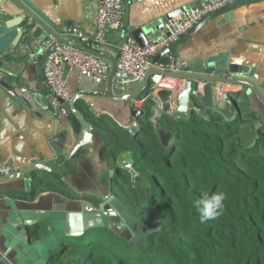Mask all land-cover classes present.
<instances>
[{
	"label": "crops",
	"instance_id": "0c3cea01",
	"mask_svg": "<svg viewBox=\"0 0 264 264\" xmlns=\"http://www.w3.org/2000/svg\"><path fill=\"white\" fill-rule=\"evenodd\" d=\"M18 1L60 36L65 35L71 27L78 29L89 40L91 48L97 19L96 5L91 0ZM201 1L203 0H125L122 27L106 30L105 48H100L99 52L115 57L117 45L125 31L146 25L176 9L197 5ZM13 12L18 13L10 1L0 10V46L2 51L7 49L6 52L17 35V26L11 24L15 19ZM263 16L264 2H255L214 17L188 39H184L185 34L177 41L178 60L184 64L198 58L215 65L238 66L248 74L251 82L264 86ZM23 40L20 39V42L23 43ZM39 60L36 55L29 62L31 69L29 68L28 76L31 79L38 76L34 64ZM153 67L155 68L149 60L148 70ZM167 81L160 82L167 84ZM179 83L181 82L178 80L174 82ZM66 85L70 96L79 97L76 101L78 110L94 124L95 147L83 148L72 161L73 169L64 177L39 172L43 179L35 180L29 185L20 179L0 186V264H15L23 259L25 243L19 229L26 216L31 215L30 212L37 214L39 226L34 228L36 231L29 229V233L34 234L38 229L41 236L47 237L40 243L38 251L45 256L46 250L54 245L51 255L53 262L62 264V256L71 249L57 242L58 235L63 232L66 215L76 214L81 210L92 211L101 205V199L109 195L116 197L109 178V171L116 166V160L112 159L107 150L110 136L122 134L127 137L130 130L136 131V135L140 132L142 123L148 120H135L131 116L133 108H142L145 114L148 113V108L134 105L133 101L125 104L107 100L109 81L95 84L73 70L67 73ZM140 86L141 83H129L123 93H120L113 82V93L116 96L122 95L135 91ZM227 88L230 91L228 95L237 97L241 94L240 86L227 85ZM30 89L32 94L23 99L17 86L4 85L0 88V166H11L13 172L36 164L61 167L65 163L66 153L74 145L79 133V129L77 131L72 124L71 116L50 115L49 110L53 109L47 102L48 91L45 85L38 87L32 84ZM248 107V102L241 104L242 119L234 124L236 135L246 148L252 147L264 136V124L256 122ZM151 112L149 121L154 131L158 137L167 138L171 143L172 135L159 122L162 116L167 115H163L156 105H153ZM168 117L178 119L174 116ZM249 118L251 119L247 120ZM180 119L189 120L188 117ZM117 170L115 168L116 172ZM39 182V193L33 200L28 199L33 184ZM56 183L57 186L54 187L53 184ZM49 186L56 189H47ZM37 241L40 238H35L33 243Z\"/></svg>",
	"mask_w": 264,
	"mask_h": 264
},
{
	"label": "trees",
	"instance_id": "16d2710c",
	"mask_svg": "<svg viewBox=\"0 0 264 264\" xmlns=\"http://www.w3.org/2000/svg\"><path fill=\"white\" fill-rule=\"evenodd\" d=\"M146 106L148 120L140 132L110 136L107 150L113 160L123 151L132 153L134 182L128 170L118 167L114 195L132 215L155 222V228L134 245L99 229L108 237L99 242L108 244L90 241L82 259L77 247H70L76 258L64 264H264V136L243 148L234 124L162 116L161 126L173 137L164 148L149 121L153 103ZM70 119L78 131V122ZM40 185L33 184L28 199L35 198ZM220 192L226 197L222 211L201 223L197 201Z\"/></svg>",
	"mask_w": 264,
	"mask_h": 264
},
{
	"label": "water",
	"instance_id": "95a60500",
	"mask_svg": "<svg viewBox=\"0 0 264 264\" xmlns=\"http://www.w3.org/2000/svg\"><path fill=\"white\" fill-rule=\"evenodd\" d=\"M10 1L18 13L13 12L15 17L13 26H17L16 39L8 47L6 51H2L0 46V88L4 85L17 86L22 92L23 99H27L32 94L30 86L35 84L40 87L45 85L48 96H54L51 88L47 84L44 75L45 63L48 56L51 54L54 44H48V38L52 37L57 43L69 45L80 49L86 53L92 54L99 58L107 60L111 64L109 74V86L107 100L112 102L129 103L145 98L146 102L142 106L146 108V103L152 102L153 105L159 106L163 115L174 116L180 119L181 117H200L206 121L210 118H216L221 126L228 127L231 124H237L239 119H242L241 104L248 102L249 112L255 117L256 122L264 124V86H257L248 79V74L243 72L240 67L233 65H215L212 62H203L201 59L195 58L183 65L177 66L176 61L179 59L177 54V42L172 43L168 47L159 51L150 60L153 66L148 70L146 76L141 83V86L131 92L122 95H114L113 93V77L116 69V64L120 55L121 48L127 43L128 38L134 39L137 44L143 47L141 38L156 39L164 32L165 26L175 18L181 9L168 13L167 15L155 19L133 28L131 31H125L121 37L120 43L117 45V54L115 57L94 51L89 48V42H81L78 37L72 35H62L56 33L48 25L36 17L29 9L24 7L18 0H0V10L6 2ZM255 2H264V0H242L230 4L218 11L208 14L203 17L197 24L190 29L184 39H188L199 28L213 19L214 17L236 9L243 5ZM124 9L126 8L125 0H123ZM24 39L23 43L20 39ZM102 49L105 48L103 45ZM38 56L40 60L34 64L37 71V78L31 79L29 74V62ZM11 57V58H8ZM23 57V58H22ZM21 58V59H18ZM174 65L175 70L170 69V65ZM31 69V68H30ZM154 75L160 76L164 80H169L171 83L177 80L181 83L174 84L171 89H156L151 85L150 78ZM225 85L240 86L241 94L237 97L227 95V99L221 98V87ZM156 91V92H155ZM155 92V93H154ZM77 95L71 96L68 101L59 100L62 108L66 112V116H72L79 124V133L76 137L74 145L68 150L65 156V163L59 168L48 167L44 164L30 165L19 171L13 172L7 176L0 177V186L6 185L17 180H24L25 184L33 183L35 180H42V175L39 172H47L56 175L66 176L73 169L72 161L82 151L83 148L95 147L94 124L89 122L84 115L76 107ZM24 102V100H20ZM47 102L49 103L48 99ZM254 104V106L252 105ZM257 106V109L254 107ZM49 110V108L47 107ZM50 115L54 116V111L49 110ZM131 116L135 120L146 119V114L143 109H134L131 111ZM251 118L247 119L250 120ZM136 131H129V136H133ZM102 138V136L100 135ZM161 145L166 148L170 144L167 138L159 136ZM102 144V143H101ZM106 144V143H105ZM115 168L121 167L130 172L131 181L134 182L135 173L132 170V153L130 151L121 152L116 159ZM109 171L111 183L118 172ZM27 185V186H28ZM27 190V189H26ZM25 190V191H26ZM81 212V213H79ZM30 216L23 221L20 227V234L25 243L23 247V259L15 264H54L51 257L54 245L50 246L44 254L38 251L40 243L46 240L47 237L41 236L37 232L29 233V229H34L39 226L37 214L30 212ZM156 226L155 222H150L140 219L132 215L125 205L118 198L109 195L107 198L101 199V205L94 208L92 211L81 210L76 214H67L64 221L63 232L58 235L57 242L62 243L67 248L71 239L82 238L88 233L91 234L99 229L111 231L116 237L128 241L134 245L145 235L150 233ZM34 231H36L34 229ZM35 238H40V241L33 243Z\"/></svg>",
	"mask_w": 264,
	"mask_h": 264
},
{
	"label": "built area",
	"instance_id": "2783aa9c",
	"mask_svg": "<svg viewBox=\"0 0 264 264\" xmlns=\"http://www.w3.org/2000/svg\"><path fill=\"white\" fill-rule=\"evenodd\" d=\"M91 1L96 5L97 19L96 32L93 36L90 49L99 51L105 44L104 36L106 30L122 27L124 6L123 0ZM238 1L242 0H203L197 5L186 6L165 26L164 32L156 39L141 38L143 47L139 46L134 39L129 37L127 43L120 50L113 77V82L120 93H123L129 83L143 82L149 68V60L159 51L180 40L203 17ZM66 34L78 37L81 42L87 43L89 41L74 27L69 28ZM47 43L54 44V48L48 56L44 67L45 79L54 93V96H48L49 105L56 116H66V112L59 100L68 101L71 98L66 85L67 73L75 70L81 77L89 78L95 84H102L109 80L111 64L105 59L86 53L80 49L59 44L52 37L48 38ZM176 63L177 66L183 65L179 60ZM175 67L172 64L170 65L172 71L175 70ZM161 80L164 79L157 75L150 78L151 85L156 91L164 87L171 89L174 86V83L170 81L166 80L168 83L165 84L160 82ZM220 90L221 98L227 99V95L230 92L227 85L221 87ZM145 102L146 99L140 97L134 100L133 104L143 106ZM11 173H13L11 166H0V177Z\"/></svg>",
	"mask_w": 264,
	"mask_h": 264
},
{
	"label": "clouds",
	"instance_id": "9594fccd",
	"mask_svg": "<svg viewBox=\"0 0 264 264\" xmlns=\"http://www.w3.org/2000/svg\"><path fill=\"white\" fill-rule=\"evenodd\" d=\"M225 198V194L220 192L211 195L205 194L203 199L197 201L196 209L199 213L200 222L215 220L223 209Z\"/></svg>",
	"mask_w": 264,
	"mask_h": 264
},
{
	"label": "rangeland",
	"instance_id": "374dc122",
	"mask_svg": "<svg viewBox=\"0 0 264 264\" xmlns=\"http://www.w3.org/2000/svg\"><path fill=\"white\" fill-rule=\"evenodd\" d=\"M240 141V140H239ZM240 143V145L243 147V148H246L244 145H243V143L240 141L239 142ZM130 193H132V192H130ZM91 237V238H90ZM108 237H107V234H105L104 233V231H95V232H93V233H91V234H87L85 237H83V238H79V239H71L70 240V243H68L69 245V247H71L72 248V250H75V247H77V249H78V252L80 253L78 256H79V258L80 259H82L83 258V256L88 252V250H89V246H87L88 245V243L91 241L92 243H105V242H99V241H101L102 239H107ZM117 238V237H116ZM119 239V238H118ZM142 239V238H141ZM126 243H128V241H126V240H124ZM139 242V241H138ZM106 245L108 244V243H105ZM132 245V244H131ZM94 247V244H92V246H91V248H93ZM74 248V249H73ZM72 253L71 252H68V253H66V254H64L63 256H62V260H61V263L62 264H64L65 262H67V261H69L70 259L72 260V259H74V258H76L75 257V255L73 254V255H71Z\"/></svg>",
	"mask_w": 264,
	"mask_h": 264
}]
</instances>
